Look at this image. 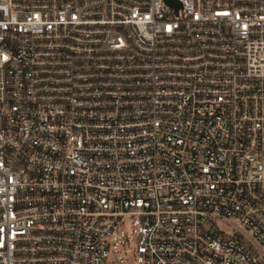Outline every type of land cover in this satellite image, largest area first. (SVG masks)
<instances>
[{
    "label": "built area",
    "instance_id": "built-area-1",
    "mask_svg": "<svg viewBox=\"0 0 264 264\" xmlns=\"http://www.w3.org/2000/svg\"><path fill=\"white\" fill-rule=\"evenodd\" d=\"M0 0V264H264V0Z\"/></svg>",
    "mask_w": 264,
    "mask_h": 264
},
{
    "label": "rangeland",
    "instance_id": "rangeland-1",
    "mask_svg": "<svg viewBox=\"0 0 264 264\" xmlns=\"http://www.w3.org/2000/svg\"><path fill=\"white\" fill-rule=\"evenodd\" d=\"M139 226L135 217H124L107 238L109 250L104 264H141L136 254Z\"/></svg>",
    "mask_w": 264,
    "mask_h": 264
},
{
    "label": "water",
    "instance_id": "water-1",
    "mask_svg": "<svg viewBox=\"0 0 264 264\" xmlns=\"http://www.w3.org/2000/svg\"><path fill=\"white\" fill-rule=\"evenodd\" d=\"M166 1L169 2V3H178V2H176L174 0H166Z\"/></svg>",
    "mask_w": 264,
    "mask_h": 264
}]
</instances>
